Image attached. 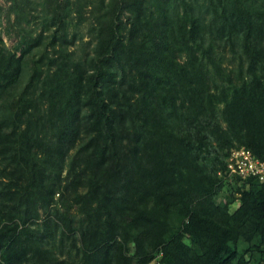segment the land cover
Masks as SVG:
<instances>
[{
	"label": "trees",
	"instance_id": "obj_1",
	"mask_svg": "<svg viewBox=\"0 0 264 264\" xmlns=\"http://www.w3.org/2000/svg\"><path fill=\"white\" fill-rule=\"evenodd\" d=\"M65 1L41 2L24 81L42 33L0 39V264H264V182L225 171L241 145L264 160V0H108L83 59Z\"/></svg>",
	"mask_w": 264,
	"mask_h": 264
},
{
	"label": "rangeland",
	"instance_id": "obj_2",
	"mask_svg": "<svg viewBox=\"0 0 264 264\" xmlns=\"http://www.w3.org/2000/svg\"><path fill=\"white\" fill-rule=\"evenodd\" d=\"M15 1L20 0H0V39L2 43L10 49H14L19 56L22 53L23 45L20 43V35L29 34L32 39L35 40L37 34L42 33V37L35 43L31 51L24 55L23 65V81L27 78L28 72L31 68L32 57L39 53L43 47H48L49 35L51 28L53 27L51 22L44 19V13L40 10L41 2L43 0H29L28 4L32 7L28 10L26 15L21 16L20 21H15ZM108 0H69V3L65 6V35L69 41L68 49L73 52V56L78 58L88 57L93 54L94 44L97 35L98 19L103 15L106 9V3ZM180 3V0H175ZM195 5L196 13H200L205 17H209L212 13L210 0H191ZM27 2V1H26ZM129 10L127 8H121L118 6L115 8L114 17L118 20L119 17L125 23L127 22V14ZM61 33L60 31H58ZM61 39H59L60 41ZM0 43V45L2 44ZM58 46V41H56ZM218 48L222 51L224 57L222 59V65L229 71L231 68L235 69L237 58L233 56L230 46L227 43H222L217 40ZM233 73V72H232ZM242 147V145L240 146ZM65 170L63 171V174ZM233 177V175H230ZM56 206L61 211L65 210V206L60 199V195L56 192L53 196V200L46 206L40 208V221L43 220L51 211L52 207ZM72 213L76 212L75 205L71 208ZM35 226V224H32ZM49 246H52L51 242H48ZM232 244V241H231ZM68 253L65 252L60 256L62 259H68ZM159 255L156 259H153L147 264H159ZM22 264H31V261L23 262Z\"/></svg>",
	"mask_w": 264,
	"mask_h": 264
},
{
	"label": "built area",
	"instance_id": "obj_3",
	"mask_svg": "<svg viewBox=\"0 0 264 264\" xmlns=\"http://www.w3.org/2000/svg\"><path fill=\"white\" fill-rule=\"evenodd\" d=\"M227 175L255 176L264 182V160L244 146L232 148L226 158Z\"/></svg>",
	"mask_w": 264,
	"mask_h": 264
}]
</instances>
